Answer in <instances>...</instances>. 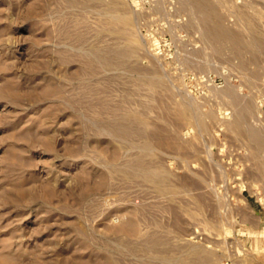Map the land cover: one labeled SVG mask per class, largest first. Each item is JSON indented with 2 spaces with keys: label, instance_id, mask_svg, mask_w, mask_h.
<instances>
[{
  "label": "rangeland",
  "instance_id": "rangeland-1",
  "mask_svg": "<svg viewBox=\"0 0 264 264\" xmlns=\"http://www.w3.org/2000/svg\"><path fill=\"white\" fill-rule=\"evenodd\" d=\"M0 264H264V0H0Z\"/></svg>",
  "mask_w": 264,
  "mask_h": 264
},
{
  "label": "bare ground",
  "instance_id": "bare-ground-1",
  "mask_svg": "<svg viewBox=\"0 0 264 264\" xmlns=\"http://www.w3.org/2000/svg\"><path fill=\"white\" fill-rule=\"evenodd\" d=\"M203 5H204V4H203ZM219 32H220V31H219ZM211 33H212V31H211ZM222 33H223V31H222ZM216 34H221V32H220V33L217 32ZM223 34H224V33H223ZM226 34H227V33H226ZM226 34H224V36H225ZM228 35H230V34H228ZM228 35H226V38H229ZM220 36H221V35H220ZM232 36L234 37V35H232ZM230 38L232 39V37H230ZM233 39H234V38H233Z\"/></svg>",
  "mask_w": 264,
  "mask_h": 264
}]
</instances>
